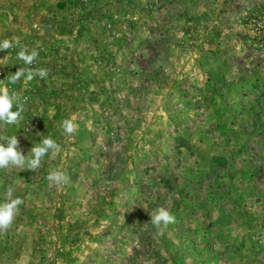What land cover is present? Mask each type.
I'll list each match as a JSON object with an SVG mask.
<instances>
[{"label": "rangeland", "instance_id": "1", "mask_svg": "<svg viewBox=\"0 0 264 264\" xmlns=\"http://www.w3.org/2000/svg\"><path fill=\"white\" fill-rule=\"evenodd\" d=\"M4 39L0 90L27 102L0 137L61 151L0 169L23 200L0 264H264V0H0Z\"/></svg>", "mask_w": 264, "mask_h": 264}, {"label": "clouds", "instance_id": "2", "mask_svg": "<svg viewBox=\"0 0 264 264\" xmlns=\"http://www.w3.org/2000/svg\"><path fill=\"white\" fill-rule=\"evenodd\" d=\"M12 47L13 43L9 39L0 41V51L9 50ZM38 55L39 53L35 49H32L29 53V50L24 47L17 53L16 58L26 65H31L38 58ZM36 76L46 78L48 69L19 68L15 74H11L10 82L16 83L23 78L27 83ZM26 102V98L22 101L18 93L13 92L10 95L7 90H0V124H18ZM14 104L16 106L15 111H13ZM60 126L63 134L69 137L73 136L78 130V125L72 118L63 119ZM0 140L6 141V144L0 143V169L13 167L36 172L45 156L55 157L61 151L60 145L50 136L45 137L39 144H33L27 155L20 148L17 136L0 137ZM47 180L49 181V187H58L66 184L68 177L63 170L55 168L49 170ZM22 203L23 200L19 197L13 199V189L10 187L5 194L4 202L0 203V233L6 232L11 227L19 211V205ZM150 218V223L156 227L160 235H163L169 224L176 222L175 217L165 207L154 210L150 213Z\"/></svg>", "mask_w": 264, "mask_h": 264}]
</instances>
